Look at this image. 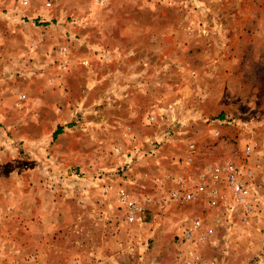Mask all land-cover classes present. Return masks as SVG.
I'll use <instances>...</instances> for the list:
<instances>
[{
    "label": "rangeland",
    "instance_id": "1",
    "mask_svg": "<svg viewBox=\"0 0 264 264\" xmlns=\"http://www.w3.org/2000/svg\"><path fill=\"white\" fill-rule=\"evenodd\" d=\"M0 264H264V0H0Z\"/></svg>",
    "mask_w": 264,
    "mask_h": 264
},
{
    "label": "built area",
    "instance_id": "2",
    "mask_svg": "<svg viewBox=\"0 0 264 264\" xmlns=\"http://www.w3.org/2000/svg\"><path fill=\"white\" fill-rule=\"evenodd\" d=\"M27 2V0H25ZM47 7H50L52 5L51 2L46 3ZM191 148H194V145H191ZM193 151V149H192ZM194 153V151H193ZM225 171L229 174V178L231 180V183L233 184L236 179V171L233 167L225 169ZM207 172H212L213 175L215 176L217 172H219V169H214V168H207ZM177 183L179 184V188L176 190H173L171 192V197L174 200L180 202V203H185L188 201H192L197 199L199 195L204 194L205 186L197 184L194 189H191L187 187V182L184 180L183 177H178L176 179ZM212 194V193H210ZM119 201L120 203L127 209V218L129 221H134L136 220L142 213H144L145 207L139 203L137 200L132 198L128 193L125 192V190L120 189L119 190ZM200 228V223L198 221L192 222L189 225L186 226L185 228V238L186 239H191L194 237L196 234L197 230Z\"/></svg>",
    "mask_w": 264,
    "mask_h": 264
}]
</instances>
